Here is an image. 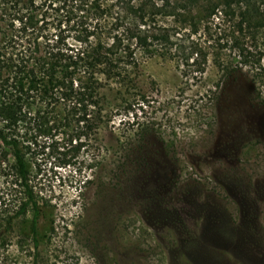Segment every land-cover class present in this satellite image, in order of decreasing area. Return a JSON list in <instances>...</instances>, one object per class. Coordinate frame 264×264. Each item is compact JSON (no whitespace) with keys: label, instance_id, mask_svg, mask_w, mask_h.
<instances>
[{"label":"rangeland","instance_id":"rangeland-1","mask_svg":"<svg viewBox=\"0 0 264 264\" xmlns=\"http://www.w3.org/2000/svg\"><path fill=\"white\" fill-rule=\"evenodd\" d=\"M235 20L202 78L139 53L133 103L108 92L114 120L77 153L52 139L31 163L35 230L32 210L3 218L0 177V264H264V25Z\"/></svg>","mask_w":264,"mask_h":264},{"label":"trees","instance_id":"trees-1","mask_svg":"<svg viewBox=\"0 0 264 264\" xmlns=\"http://www.w3.org/2000/svg\"><path fill=\"white\" fill-rule=\"evenodd\" d=\"M234 17L241 32L262 27L264 0H0V177L15 191L8 224L32 210L37 228L31 163L59 147L58 133L77 153L114 120L108 92L134 102L139 53L202 78L210 40L234 42L217 32ZM256 68L258 81L264 64Z\"/></svg>","mask_w":264,"mask_h":264}]
</instances>
